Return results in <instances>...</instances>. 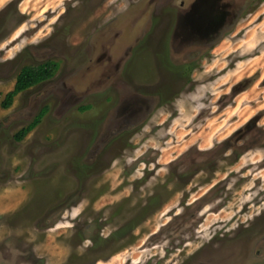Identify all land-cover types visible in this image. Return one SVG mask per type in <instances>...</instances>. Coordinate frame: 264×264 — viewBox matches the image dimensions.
<instances>
[{
    "label": "rangeland",
    "instance_id": "obj_1",
    "mask_svg": "<svg viewBox=\"0 0 264 264\" xmlns=\"http://www.w3.org/2000/svg\"><path fill=\"white\" fill-rule=\"evenodd\" d=\"M161 2L0 0V264H264V0L184 72Z\"/></svg>",
    "mask_w": 264,
    "mask_h": 264
},
{
    "label": "flooded vegetation",
    "instance_id": "obj_2",
    "mask_svg": "<svg viewBox=\"0 0 264 264\" xmlns=\"http://www.w3.org/2000/svg\"><path fill=\"white\" fill-rule=\"evenodd\" d=\"M256 1L258 0H163L155 4L156 8L151 13L152 17L158 19H152L151 24L147 25L148 43L160 45V49L168 45L169 54L174 53L172 55L177 54L184 59L180 65L181 71H188L189 62L202 58L214 48V44L223 36L227 27L232 25L239 12L252 9ZM204 10L212 12L214 17L211 15L212 19L207 24H202L205 21L201 22L199 18Z\"/></svg>",
    "mask_w": 264,
    "mask_h": 264
},
{
    "label": "trees",
    "instance_id": "obj_3",
    "mask_svg": "<svg viewBox=\"0 0 264 264\" xmlns=\"http://www.w3.org/2000/svg\"><path fill=\"white\" fill-rule=\"evenodd\" d=\"M57 68V62L51 60L36 65L23 66L17 74L13 89L8 91L1 99V107L4 109L9 108L17 94L50 79L55 74ZM45 110L46 108H42L27 126L21 128L14 135V138L18 141L22 140L40 122Z\"/></svg>",
    "mask_w": 264,
    "mask_h": 264
},
{
    "label": "water",
    "instance_id": "obj_4",
    "mask_svg": "<svg viewBox=\"0 0 264 264\" xmlns=\"http://www.w3.org/2000/svg\"><path fill=\"white\" fill-rule=\"evenodd\" d=\"M201 13H202V16H200L199 18H201V22L205 21V23H202V24H207L211 21L212 18H214L212 12L210 13L209 11L204 10ZM211 15H212V18H211ZM216 19L219 20V17H216Z\"/></svg>",
    "mask_w": 264,
    "mask_h": 264
}]
</instances>
